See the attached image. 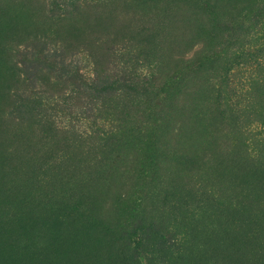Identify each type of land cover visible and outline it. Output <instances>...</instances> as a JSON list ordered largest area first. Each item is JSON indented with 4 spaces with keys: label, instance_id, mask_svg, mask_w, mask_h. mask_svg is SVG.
I'll list each match as a JSON object with an SVG mask.
<instances>
[{
    "label": "rangeland",
    "instance_id": "1",
    "mask_svg": "<svg viewBox=\"0 0 264 264\" xmlns=\"http://www.w3.org/2000/svg\"><path fill=\"white\" fill-rule=\"evenodd\" d=\"M57 2L0 0V264H264L262 0ZM233 39L254 54L230 75L256 77L228 103ZM54 46L66 76L23 54Z\"/></svg>",
    "mask_w": 264,
    "mask_h": 264
},
{
    "label": "trees",
    "instance_id": "2",
    "mask_svg": "<svg viewBox=\"0 0 264 264\" xmlns=\"http://www.w3.org/2000/svg\"><path fill=\"white\" fill-rule=\"evenodd\" d=\"M62 2L64 3V5H66V7H64L62 4H59V2H57L56 7L59 9H63V8H67V6H71V7H82L85 6L87 4H98L101 3L102 0H62ZM207 6L206 8H211L212 7V3L211 2H207L206 3ZM251 14H249V16H252L251 18L253 19V22L251 23V25L253 27H259V30L261 28H264V0H262L261 4H257L256 8L254 10H252V12H250ZM248 44V43H247ZM247 44L245 42H242V39H233V40H228L222 47H224L222 49V53L223 55H226L228 58H224L225 60L228 59V65H226V69L222 72V77L219 80L220 82L217 84L218 87V91L221 90L222 85H228V84H234L236 86V84L241 85L239 87H243V88H238V86L233 87V95L231 96V98H228V103H230V101L233 100H240L242 97L247 96V94H249L251 87H249L250 84H253V81L255 82V75H256V71L254 70L253 66L247 67V69H251L250 70H246L245 72L242 73V75L245 76V78H241V81L236 82L238 79L236 77V75H230L231 67L229 69V62L231 61L232 63L234 61H236L239 58H249L252 56V54H254V52L252 51L251 47L247 48ZM65 50L63 49V47L61 46H54L53 49H44L41 52H35L33 50H31L30 48H26L23 49V54L26 55H32L33 57L39 56L42 57L43 59H45L46 61H49L51 63H53L57 68L61 69L62 71L65 72V76L68 75V67H70L67 62H66V53L64 52ZM65 53V54H64ZM131 55L132 53H130L129 56H126L127 58V64L130 65V68H135L134 67V61H131ZM252 58V57H251ZM124 59V56L123 58ZM125 63V64H126ZM240 63H238L236 66H239ZM40 67L32 69V71L38 70ZM71 68V67H70ZM243 68H240L239 70H242ZM72 70V69H71ZM250 72V75H249ZM38 73L37 72H32L30 74V81L35 82V77H37ZM134 75L137 78H144L147 82L151 81V82H155V81H159L161 82L160 87H162L165 91H168L170 88H174L175 84L172 81L173 79L176 78H172V80H168V81H160L157 77H152L151 79L149 78L148 75H144L143 71L141 70H137L134 72ZM233 82V83H232ZM244 82V83H242ZM236 83V84H235ZM246 83V84H245ZM49 92V93H48ZM45 91L42 90V88L40 87L39 90H36L35 92L31 93L29 96L36 98V99H42L43 97H45L46 93L47 95L52 94V91ZM60 93V92H59ZM62 95V96H61ZM74 96L75 93L72 92L69 95H64V94H58L55 93L51 96H49V98L51 99L52 97H55V99L58 97V99H60L56 103V106H59L58 108L61 107V104H63V102H67V103H72V101L74 100ZM48 99V98H46ZM53 105V104H52ZM236 107L238 106V103L234 104ZM252 129H250L251 133L253 134L252 139H254V145L256 147H260L261 150H264V122L259 121V120H254V123L252 124ZM258 152V151H256ZM184 239L182 240H170L167 242H163L161 244L163 249H169V248H174L175 250H179L181 245L183 244ZM209 257L207 254L204 258ZM203 258V259H204ZM192 260L188 261V264L191 263ZM140 264H148V262H142Z\"/></svg>",
    "mask_w": 264,
    "mask_h": 264
}]
</instances>
